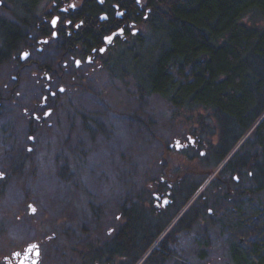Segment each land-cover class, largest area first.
I'll use <instances>...</instances> for the list:
<instances>
[{
    "label": "rangeland",
    "instance_id": "1",
    "mask_svg": "<svg viewBox=\"0 0 264 264\" xmlns=\"http://www.w3.org/2000/svg\"><path fill=\"white\" fill-rule=\"evenodd\" d=\"M1 2L0 19H10L9 2ZM50 2L41 0L39 13ZM164 42L161 34L142 29L131 45L105 53V66L92 69L75 89L57 92L56 85V97L43 107L37 106L40 97L28 95L26 89L37 86L25 76L21 94L0 110V252L39 242L75 258L101 245L131 202L160 206L161 198L152 196L163 189L158 184L189 177L194 184L203 181L188 208L202 201L212 214L207 217L205 209L204 218L178 235L164 264H233L231 247L246 243L249 227L232 213L223 187L210 186L247 136L215 166L202 164L199 158L216 143L212 124L204 127L195 113L139 88ZM8 62L0 60V90L14 84ZM240 173V182L230 183L234 190L252 186ZM258 197L264 206V192Z\"/></svg>",
    "mask_w": 264,
    "mask_h": 264
},
{
    "label": "trees",
    "instance_id": "2",
    "mask_svg": "<svg viewBox=\"0 0 264 264\" xmlns=\"http://www.w3.org/2000/svg\"><path fill=\"white\" fill-rule=\"evenodd\" d=\"M14 1L17 6L11 8L24 10L28 18L40 0ZM149 29L165 42L147 66L140 91L195 113L204 127L212 124L210 133H215L216 143L199 158L202 164L215 166L247 136L210 188L221 187L228 174L245 172L251 178L252 186L228 196L234 205L232 213L240 214L241 226L249 227L246 243L235 242L230 257L233 264H264V206L258 197L264 192V0H162L150 16ZM198 184L189 177L175 184L183 205ZM244 210L249 213L246 219ZM125 216L123 232L136 233L134 242L139 244L145 233L152 234L136 261L164 226L159 215L145 219L138 208L135 213L127 208ZM179 225L191 228V211L179 219ZM109 242L113 246L108 249L116 248L114 240Z\"/></svg>",
    "mask_w": 264,
    "mask_h": 264
},
{
    "label": "flooded vegetation",
    "instance_id": "3",
    "mask_svg": "<svg viewBox=\"0 0 264 264\" xmlns=\"http://www.w3.org/2000/svg\"><path fill=\"white\" fill-rule=\"evenodd\" d=\"M40 1L28 18H25L24 10L9 8L11 18L0 19V60L9 61L7 64L13 72L11 80L14 83L13 86L5 85L0 90V110L5 108L10 97L21 94L26 75L35 80L37 89L29 86L26 91L29 96L40 97L38 107L47 105L48 100L56 97L53 90L56 85L57 92H63L60 89L64 90L69 85L74 89L81 85V81L89 76L92 69L105 66L103 61L105 53L131 45L139 31L149 28L150 16L154 9L160 6L162 0H139L138 3L136 0H51L39 13ZM9 4L10 7L17 6L14 0ZM54 18L57 19L56 27L51 23ZM53 32L56 33L55 37L52 35ZM107 37H111V40L106 39ZM101 49L104 51L101 52ZM24 53L29 55L22 59ZM33 115L35 121H40L36 113ZM181 145L184 146L186 143ZM189 147L196 149L194 145ZM200 155L202 156V153ZM202 181L203 178L199 183ZM239 182L238 173L228 174L221 187L230 195L234 193L230 183ZM162 188L152 195L155 202L161 198L160 206L143 208L141 206L143 202H131L124 211L117 214L118 223L106 233L107 238L104 242L101 233L94 234L97 238L101 236L99 240L102 243L97 248L76 252V257L73 258L72 251L44 248L39 242H35L33 244L38 247L31 252L27 249L33 244L24 245L21 250L11 248L1 251L0 264H20L25 257L26 264H32V261H38L39 264H164L168 258L161 257V253L168 254V248L170 249L176 243L178 235L185 231L182 225H179V219L186 211H191L194 223L197 219L204 218L205 209L207 217H210L212 209L202 206V201H198V206L192 205L189 208V204L183 205L173 182L166 183ZM202 198L204 196L199 200ZM127 208H134V213L138 208L145 219H150L153 214L159 215L164 226L162 233L149 244L136 261L138 252L147 245V240H151L152 234L145 233L144 241L140 240L142 242L138 244L134 242L138 237L136 233L123 232L127 225L125 216ZM110 240H114L116 248L108 249L110 245L113 246ZM128 246H131V249ZM36 252H39V256ZM153 252L155 258H152ZM15 253L21 254L17 256Z\"/></svg>",
    "mask_w": 264,
    "mask_h": 264
},
{
    "label": "snow or ice",
    "instance_id": "4",
    "mask_svg": "<svg viewBox=\"0 0 264 264\" xmlns=\"http://www.w3.org/2000/svg\"><path fill=\"white\" fill-rule=\"evenodd\" d=\"M136 2L138 3L139 0H136ZM117 15H123V13H117ZM101 19H107V17H101ZM51 23H52L53 27H56L57 19L54 18ZM120 31L122 32L123 29H121ZM52 35H53V37H55L56 33L53 32ZM106 39L111 40V37H107ZM42 43H47V41H42ZM103 51H104V49H101V52H103ZM28 55H29L28 53H24L21 58L22 59L26 58ZM77 65H79V61H77ZM60 91H63V89H60ZM53 95H55V93H53ZM45 115H48V113H45ZM29 207H31V205H29ZM32 211H33V214H34L35 213V209H32ZM37 247H38L37 245L33 244V245L30 246L29 249H27V251L31 252L32 250L36 249ZM20 254L21 253H15V255H17V256H19ZM36 255L39 256V252H36ZM26 262H27V257H25V260H22L20 262V264H26ZM32 264H39V262L38 261H32Z\"/></svg>",
    "mask_w": 264,
    "mask_h": 264
},
{
    "label": "water",
    "instance_id": "5",
    "mask_svg": "<svg viewBox=\"0 0 264 264\" xmlns=\"http://www.w3.org/2000/svg\"><path fill=\"white\" fill-rule=\"evenodd\" d=\"M0 5H1V1H0ZM263 115H264V114H263ZM263 115H262V116H263ZM262 116H261V117H262ZM30 139H32V137H30ZM234 178H235V179L237 178L236 175H234Z\"/></svg>",
    "mask_w": 264,
    "mask_h": 264
}]
</instances>
